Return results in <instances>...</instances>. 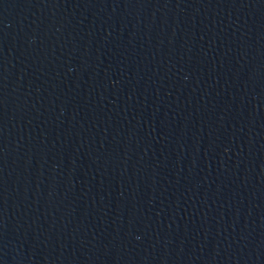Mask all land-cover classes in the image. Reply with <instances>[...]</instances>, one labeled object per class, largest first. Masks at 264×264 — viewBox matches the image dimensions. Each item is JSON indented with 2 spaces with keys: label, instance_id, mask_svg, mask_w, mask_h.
I'll list each match as a JSON object with an SVG mask.
<instances>
[{
  "label": "water",
  "instance_id": "1",
  "mask_svg": "<svg viewBox=\"0 0 264 264\" xmlns=\"http://www.w3.org/2000/svg\"><path fill=\"white\" fill-rule=\"evenodd\" d=\"M0 264H264V0H0Z\"/></svg>",
  "mask_w": 264,
  "mask_h": 264
}]
</instances>
